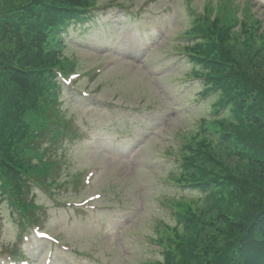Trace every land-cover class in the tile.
Segmentation results:
<instances>
[{"label":"rangeland","instance_id":"obj_1","mask_svg":"<svg viewBox=\"0 0 264 264\" xmlns=\"http://www.w3.org/2000/svg\"><path fill=\"white\" fill-rule=\"evenodd\" d=\"M222 1L99 0L88 21L63 35L64 55L77 65L59 99L80 136L46 143L61 170L48 190L32 189L41 207L34 230L21 234L0 198V264L162 259L156 230L176 224L171 202L207 204L174 175L183 145L220 103V93L203 96V81L191 74L185 32L205 7L216 16ZM232 1L240 18L253 13L264 25V0Z\"/></svg>","mask_w":264,"mask_h":264},{"label":"trees","instance_id":"obj_2","mask_svg":"<svg viewBox=\"0 0 264 264\" xmlns=\"http://www.w3.org/2000/svg\"><path fill=\"white\" fill-rule=\"evenodd\" d=\"M98 2L0 0V198L21 234L39 223L32 189L48 190L61 170L46 143L80 136L59 99L77 65L63 35ZM234 4L223 0L214 17L205 7L185 32L191 74L220 103L183 145L174 181L207 204L172 201L176 224L157 227L162 259L147 264H264V25L253 13L240 18Z\"/></svg>","mask_w":264,"mask_h":264},{"label":"snow or ice","instance_id":"obj_3","mask_svg":"<svg viewBox=\"0 0 264 264\" xmlns=\"http://www.w3.org/2000/svg\"><path fill=\"white\" fill-rule=\"evenodd\" d=\"M40 236H44L45 234L44 233H39Z\"/></svg>","mask_w":264,"mask_h":264}]
</instances>
